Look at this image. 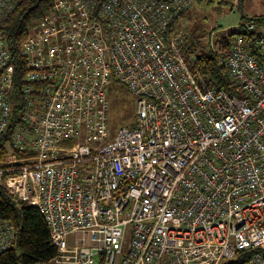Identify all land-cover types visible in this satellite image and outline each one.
Segmentation results:
<instances>
[{
	"label": "built area",
	"instance_id": "2783aa9c",
	"mask_svg": "<svg viewBox=\"0 0 264 264\" xmlns=\"http://www.w3.org/2000/svg\"><path fill=\"white\" fill-rule=\"evenodd\" d=\"M17 1L0 0V23ZM190 6L50 0L29 26L11 135L20 156L0 188L45 221L56 255L34 264H222L238 253L264 264V33L244 23L220 58L229 93L171 35ZM14 69L0 31V136ZM113 80L136 97L137 119L106 141ZM15 238L0 221V253Z\"/></svg>",
	"mask_w": 264,
	"mask_h": 264
},
{
	"label": "trees",
	"instance_id": "16d2710c",
	"mask_svg": "<svg viewBox=\"0 0 264 264\" xmlns=\"http://www.w3.org/2000/svg\"><path fill=\"white\" fill-rule=\"evenodd\" d=\"M49 15L50 0H18L6 21L0 23V31L4 33L10 62L13 63L15 68L12 91L14 100L17 103L13 107L5 132L0 136V169L8 166L9 157L16 159L20 156L13 149L11 138L12 129L17 121L20 109L16 94L26 64V61L20 56V50L23 42L29 36V26L36 21H45ZM247 22L253 23L256 28L258 24L264 25V16ZM241 27L242 25H240V30ZM240 30L237 33L229 34L220 41L219 50L221 53L212 52L209 56L194 59V70H206L211 77V82L229 93L233 92V88L226 76L222 75L224 69L220 66L219 60L230 47L233 37L240 33ZM0 221L10 223L16 230L13 247L0 253V264H34L48 262L55 257L56 251L49 238L48 228L38 210L28 207L24 202L8 195L2 188H0ZM249 256V253H238L233 260L224 261L222 264H246Z\"/></svg>",
	"mask_w": 264,
	"mask_h": 264
},
{
	"label": "rangeland",
	"instance_id": "374dc122",
	"mask_svg": "<svg viewBox=\"0 0 264 264\" xmlns=\"http://www.w3.org/2000/svg\"><path fill=\"white\" fill-rule=\"evenodd\" d=\"M192 6L173 26L172 34L183 33V46L193 59L209 56L212 52L221 53L220 41L231 33H237L240 25L248 19L264 16V0H191ZM256 31L264 33V25H257ZM108 117L107 129L111 140L119 127H133L136 124V97L116 81L107 89ZM17 103L10 100L12 115ZM74 142L62 144L70 147ZM91 143H89L90 145ZM97 144V143H96ZM130 241V227L123 244V254L127 253ZM122 255L118 256L120 264Z\"/></svg>",
	"mask_w": 264,
	"mask_h": 264
},
{
	"label": "water",
	"instance_id": "95a60500",
	"mask_svg": "<svg viewBox=\"0 0 264 264\" xmlns=\"http://www.w3.org/2000/svg\"><path fill=\"white\" fill-rule=\"evenodd\" d=\"M246 20H247V21H253L254 19H248V18H246Z\"/></svg>",
	"mask_w": 264,
	"mask_h": 264
}]
</instances>
